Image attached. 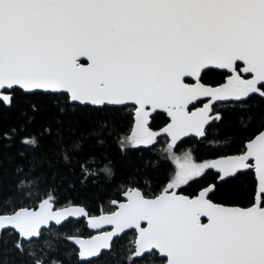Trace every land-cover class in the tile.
Wrapping results in <instances>:
<instances>
[{
    "label": "snow or ice",
    "instance_id": "obj_1",
    "mask_svg": "<svg viewBox=\"0 0 264 264\" xmlns=\"http://www.w3.org/2000/svg\"><path fill=\"white\" fill-rule=\"evenodd\" d=\"M253 109L264 0H0V264H264ZM209 129L214 158L176 154ZM162 139L174 170L145 187ZM77 185L112 191L61 205Z\"/></svg>",
    "mask_w": 264,
    "mask_h": 264
},
{
    "label": "trees",
    "instance_id": "obj_2",
    "mask_svg": "<svg viewBox=\"0 0 264 264\" xmlns=\"http://www.w3.org/2000/svg\"><path fill=\"white\" fill-rule=\"evenodd\" d=\"M128 111V109H125L124 114L126 115ZM253 114V124L257 123L261 119L262 115H264L255 109H253ZM159 122L160 121L158 118L156 124H158ZM156 124L153 125L154 128L156 127ZM122 126L124 127L125 132L130 131V128L127 124V120L122 121ZM218 144L219 140L217 134L213 129H209L207 139L200 140L198 143L196 140L188 139L185 143L180 145V147L176 150V154L181 148H184L185 151L192 149L194 151V156L196 160L198 162H202L204 159L214 158L218 150ZM164 146L165 141L162 139L161 142L156 145L155 149H153L150 154L146 155V159L148 160L147 171L141 178V183H143L145 180L148 182L145 187H148L149 185L154 186V177H162L166 171L174 170V164L167 158V153L163 151ZM106 148L107 151L102 155L114 161L117 178L119 179L124 163L121 153L117 151V145L115 142L111 143L110 145H107ZM154 166L156 169H158L157 171H153ZM195 188L196 185H193V188L188 189V191H193ZM104 191L111 192L112 189H95L91 186H89L87 189H83L80 185H77L75 188L61 187V205H63L65 199L68 198L75 200L83 199L89 204V207H94V201L96 200L97 195L102 194V192ZM61 231H79L83 237L90 235V232L86 228L84 221L67 224L63 229H61ZM126 239H130V236ZM97 264H103V261H99L97 262Z\"/></svg>",
    "mask_w": 264,
    "mask_h": 264
},
{
    "label": "rangeland",
    "instance_id": "obj_3",
    "mask_svg": "<svg viewBox=\"0 0 264 264\" xmlns=\"http://www.w3.org/2000/svg\"><path fill=\"white\" fill-rule=\"evenodd\" d=\"M183 152H185V149L184 148H181V149L178 150L177 155H181Z\"/></svg>",
    "mask_w": 264,
    "mask_h": 264
},
{
    "label": "water",
    "instance_id": "obj_4",
    "mask_svg": "<svg viewBox=\"0 0 264 264\" xmlns=\"http://www.w3.org/2000/svg\"><path fill=\"white\" fill-rule=\"evenodd\" d=\"M90 232V230H88ZM91 233V232H90ZM94 234V233H91V235ZM88 236H86L85 238H87Z\"/></svg>",
    "mask_w": 264,
    "mask_h": 264
}]
</instances>
